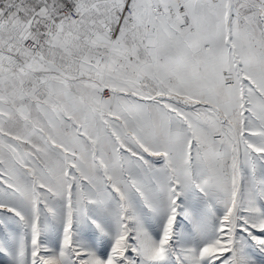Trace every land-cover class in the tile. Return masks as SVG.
I'll list each match as a JSON object with an SVG mask.
<instances>
[{"label":"snow or ice","instance_id":"snow-or-ice-1","mask_svg":"<svg viewBox=\"0 0 264 264\" xmlns=\"http://www.w3.org/2000/svg\"><path fill=\"white\" fill-rule=\"evenodd\" d=\"M0 264H264V0H0Z\"/></svg>","mask_w":264,"mask_h":264}]
</instances>
